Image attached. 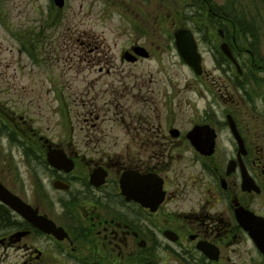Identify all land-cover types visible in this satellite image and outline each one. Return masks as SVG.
<instances>
[{
    "label": "flooded vegetation",
    "instance_id": "flooded-vegetation-1",
    "mask_svg": "<svg viewBox=\"0 0 264 264\" xmlns=\"http://www.w3.org/2000/svg\"><path fill=\"white\" fill-rule=\"evenodd\" d=\"M22 4L94 142L0 103V264H264V0Z\"/></svg>",
    "mask_w": 264,
    "mask_h": 264
},
{
    "label": "rangeland",
    "instance_id": "rangeland-1",
    "mask_svg": "<svg viewBox=\"0 0 264 264\" xmlns=\"http://www.w3.org/2000/svg\"><path fill=\"white\" fill-rule=\"evenodd\" d=\"M15 1V4H10V0H0V96L9 99L17 112L27 113L28 120L33 123L34 128L47 124L52 126L56 118L54 107L56 105L57 89L50 86L46 81L44 71L46 68H55V66L69 68L70 60L66 56H47L52 61L46 65L39 60L42 56L37 55L38 52L34 53V57L24 53L18 54L17 44L14 40L18 41L27 32V29H30V32L34 31L36 23L31 19H27V13L20 6L21 0ZM260 15L264 16V10ZM63 58L66 62H64ZM36 60H38V63ZM175 62L174 54L169 53V74L172 73ZM66 74L68 75V73ZM179 74V72H176L173 78L177 79ZM147 79H149V75ZM79 89V87L65 83L61 86L59 94L61 96L77 97L74 92H78ZM97 90L98 88H94L90 96L95 95ZM71 106L70 114H72L71 118L75 125L77 136L81 127L84 126V147H92L90 142L94 141H91L92 139L88 137L85 122L89 104H84L83 107L78 101V103ZM47 120H49V123ZM49 132L53 133L54 130L48 131V134ZM89 135L93 138L99 137L97 134Z\"/></svg>",
    "mask_w": 264,
    "mask_h": 264
}]
</instances>
